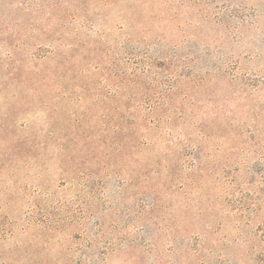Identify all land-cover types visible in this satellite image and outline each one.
Masks as SVG:
<instances>
[{"label":"rangeland","instance_id":"rangeland-1","mask_svg":"<svg viewBox=\"0 0 264 264\" xmlns=\"http://www.w3.org/2000/svg\"><path fill=\"white\" fill-rule=\"evenodd\" d=\"M113 1L102 9L87 0H0V83L31 78L65 52L70 69L69 95L50 98V111L36 105L38 94H0V123L55 131L44 160L0 171V207L16 213L31 204L35 215L61 218L17 223L4 263L264 264V0H136L130 10L134 0H120L123 10ZM152 10L159 20L142 36L129 17ZM71 42L83 50L68 53ZM150 45L192 57L208 48L200 66L209 65L210 78L182 103L183 117L162 139L169 143L102 154L101 114L164 95L165 84L134 85L129 75ZM185 82L182 92L191 88ZM113 90L115 100L102 97ZM247 206L260 209L248 214Z\"/></svg>","mask_w":264,"mask_h":264},{"label":"trees","instance_id":"trees-1","mask_svg":"<svg viewBox=\"0 0 264 264\" xmlns=\"http://www.w3.org/2000/svg\"><path fill=\"white\" fill-rule=\"evenodd\" d=\"M99 2L102 5V9H106L111 6V0H87V2ZM120 1V0H114ZM140 4L144 5L147 0H138ZM152 0H150L151 2ZM134 6L129 7L128 9L137 8V1L134 0ZM147 3V2H146ZM119 10H123L122 1L116 2ZM115 7V3L113 5ZM153 9V5H152ZM110 10V9H109ZM128 13V12H127ZM159 15L153 13V10L148 14H143L141 18L134 16V12L132 11V15L129 17V21L133 28L138 30L139 34L142 36L146 34H151V27L155 23V19L159 20ZM157 42H159L157 40ZM156 42V45H157ZM75 42H71L69 44L70 52H76L78 49H82V45L74 44ZM139 43V42H138ZM141 43V42H140ZM147 46L146 49H143L141 55L137 54L134 57L133 65L134 68L132 70V75L129 74L133 79H136V83L134 85L141 84V82L147 84H156L154 87L156 89H161V86L165 84L164 95L161 93H156V97L151 98L148 96H144L141 100L136 103L135 98L133 102L136 103L134 105H129L128 99L126 104L128 107L126 109L119 108V113L116 110L117 105L114 107L115 112H104L102 115V128L100 135V144L98 145L99 149H102V154H107V152L111 150H116L118 152H122L121 150L124 148L132 147L136 148L139 145L149 146L151 141H153V145L156 143H169L170 140H162L171 136V133L174 129L173 121H177V119H181L184 113V106H182L185 100L190 101L189 93L191 94L192 90L198 89L201 85L210 78V67L207 64L201 65L202 58L209 54V49L205 48L204 52H200L198 57H192V51L182 52L180 50V54H175V52L179 53V50L174 49V55L165 54L161 48L157 46ZM183 46V43H182ZM180 46V49L182 48ZM87 53H90L91 47L86 46ZM48 54L54 55L55 57L60 56L54 50L49 51ZM47 55V54H44ZM63 59L58 60L56 62L47 63V66L41 68L36 67L31 69V78L29 77L26 80L18 81L9 79L0 83V94H9L11 96H16L18 93L24 92L29 97L38 94V100L36 105L43 110H51V105L48 102L50 98L56 95L58 98H63L64 96L69 95V87L67 85V75L70 72V69L67 66L68 63V54L61 55ZM45 57V56H44ZM95 68L101 72L99 66H95ZM159 69L163 74L152 73V70ZM82 71V68L80 69ZM80 72L75 73V75ZM36 75V76H35ZM128 75V76H129ZM125 78L123 75L122 80ZM128 78V77H127ZM186 80V82L184 80ZM161 81L157 83V81ZM137 82H139L137 84ZM185 82V84H190V90H186V92H182L181 83ZM98 83V82H97ZM123 83V82H122ZM124 83H126L124 81ZM180 84V85H179ZM116 87H123V84H118ZM163 88V86H162ZM36 89H39L36 92ZM77 90L83 93L85 90V86L80 85L79 88L76 87ZM75 89V90H76ZM97 89V88H96ZM188 91V92H187ZM117 90H113V92H105L102 94V97L105 100H115L118 98ZM92 96L95 97V94ZM93 97V98H94ZM98 97V96H97ZM80 97L76 98V101H79ZM99 101V100H98ZM137 110L136 117L128 115L126 112L131 108ZM147 111L146 119L145 116H139L141 110ZM52 112V111H51ZM55 112V111H54ZM11 117L9 114H4V120H10ZM117 120V121H116ZM141 122L138 124L137 122ZM114 122V124H113ZM11 128H8L4 124L0 123V171L7 172L10 175L17 173L16 163L23 162L24 164L30 160H44L48 154L49 148V140H51L55 136V131L53 132L51 129L41 130V135L39 133L27 132V128L24 124H19V127L23 130L24 133H18L16 130L17 123L14 121L10 122ZM147 123V124H146ZM145 124V125H144ZM140 126V127H139ZM142 132L140 135L136 136L137 132ZM64 135V132H62ZM62 150V146H61ZM264 166V163H263ZM176 169V165H174L173 170ZM64 172L62 171V174ZM262 177L264 178V170L262 172ZM65 181H61L59 183L64 184ZM91 197V195H90ZM9 206H13V199L7 198ZM63 203H59L61 206ZM153 200L150 201L148 206L153 208ZM36 205L27 206L25 210L22 212H16L15 210H5L0 207V264H5L6 261L3 256V245L13 234L17 223L23 222L26 223V227L33 224L36 226L39 225H51L52 223H57L61 221V218L55 220H49L48 214L42 212L40 216L35 215L37 209L35 211ZM260 208H251L247 206L246 210L248 214L257 213ZM262 224L260 226L264 227ZM7 262V261H6Z\"/></svg>","mask_w":264,"mask_h":264}]
</instances>
